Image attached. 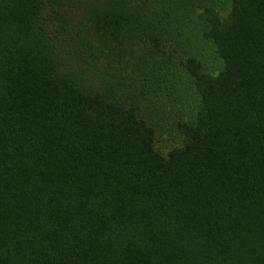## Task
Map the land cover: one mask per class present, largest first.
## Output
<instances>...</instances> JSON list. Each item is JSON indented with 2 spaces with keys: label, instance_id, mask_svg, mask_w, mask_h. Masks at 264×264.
<instances>
[{
  "label": "trees",
  "instance_id": "trees-1",
  "mask_svg": "<svg viewBox=\"0 0 264 264\" xmlns=\"http://www.w3.org/2000/svg\"><path fill=\"white\" fill-rule=\"evenodd\" d=\"M76 1L0 0V264H264V0L198 15L222 66L181 59L200 103L166 155L138 115L164 16Z\"/></svg>",
  "mask_w": 264,
  "mask_h": 264
},
{
  "label": "rangeland",
  "instance_id": "rangeland-1",
  "mask_svg": "<svg viewBox=\"0 0 264 264\" xmlns=\"http://www.w3.org/2000/svg\"><path fill=\"white\" fill-rule=\"evenodd\" d=\"M68 1L72 3L76 0H62V7L69 9L68 15L70 14L72 19L75 18L76 12L67 5ZM80 1L76 2L87 7L99 2L108 3V0ZM128 3L136 4L135 9H155L159 13L158 16L163 15L166 21L167 37L163 40L166 42V52H172V63L168 64L171 69L164 72L162 81H148L145 84L138 107L139 117L155 127V150L166 155L172 148L183 143L178 123L193 119L200 103L193 82L181 65V59L189 55L194 56L201 62L203 70L211 74H216L222 66L211 41L201 35L203 24L198 15L205 7H212L226 15L230 11L231 0H128ZM44 24L50 33L57 21ZM56 29L55 26L54 30ZM67 67L65 65L64 69ZM84 72L86 83L99 87L104 84L105 79L96 77L92 70L87 69Z\"/></svg>",
  "mask_w": 264,
  "mask_h": 264
}]
</instances>
